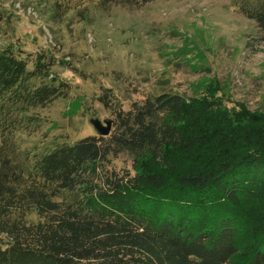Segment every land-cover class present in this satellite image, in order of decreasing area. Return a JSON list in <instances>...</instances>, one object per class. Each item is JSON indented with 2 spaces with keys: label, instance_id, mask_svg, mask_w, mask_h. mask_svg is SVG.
<instances>
[{
  "label": "trees",
  "instance_id": "16d2710c",
  "mask_svg": "<svg viewBox=\"0 0 264 264\" xmlns=\"http://www.w3.org/2000/svg\"><path fill=\"white\" fill-rule=\"evenodd\" d=\"M236 6L264 32V0ZM51 65L40 55L30 69L13 48L0 49V264H264V231L235 260L241 208L264 204V115L176 92L126 110L108 89L99 100L114 116L109 135L60 144L22 167L9 134L31 120L29 109L70 91L47 80ZM121 154L133 173L116 167ZM182 156L217 161L179 175Z\"/></svg>",
  "mask_w": 264,
  "mask_h": 264
},
{
  "label": "rangeland",
  "instance_id": "374dc122",
  "mask_svg": "<svg viewBox=\"0 0 264 264\" xmlns=\"http://www.w3.org/2000/svg\"><path fill=\"white\" fill-rule=\"evenodd\" d=\"M236 1L154 0L132 6L119 0H0V49L13 48L30 69L44 55L52 63L47 80L70 83L66 97L29 109L31 120L9 134L15 163L31 166L36 156L60 144L98 135L92 119L114 120L99 100L108 89L126 110L148 96L176 92L201 101L221 99L230 113L245 106L264 115V32ZM5 135L0 129V141ZM216 161L182 156L177 174ZM114 162L134 172L129 155ZM241 210L246 223L237 262L247 258L264 231V204Z\"/></svg>",
  "mask_w": 264,
  "mask_h": 264
},
{
  "label": "water",
  "instance_id": "95a60500",
  "mask_svg": "<svg viewBox=\"0 0 264 264\" xmlns=\"http://www.w3.org/2000/svg\"><path fill=\"white\" fill-rule=\"evenodd\" d=\"M91 122L93 123L94 127L98 131L99 135L107 136L110 134L111 129H112V124H113L112 119H107L104 122L100 119H92Z\"/></svg>",
  "mask_w": 264,
  "mask_h": 264
}]
</instances>
